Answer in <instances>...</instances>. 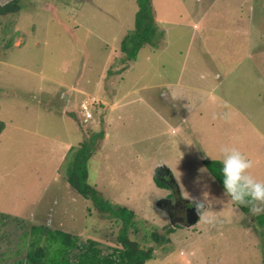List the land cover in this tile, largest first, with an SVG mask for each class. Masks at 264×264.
Instances as JSON below:
<instances>
[{
	"label": "rangeland",
	"instance_id": "rangeland-1",
	"mask_svg": "<svg viewBox=\"0 0 264 264\" xmlns=\"http://www.w3.org/2000/svg\"><path fill=\"white\" fill-rule=\"evenodd\" d=\"M18 1L17 12L0 16V213L24 222L1 224L0 264L25 253L4 254L23 226L41 223L120 246V224L67 182L70 147L85 141L95 153L86 181L136 212L131 238L174 227L145 264H264V226L202 164L221 161V146L236 147L264 181V0H149L146 32L135 29L142 0ZM128 34L126 62L119 47ZM90 96L92 118L81 124L79 104ZM145 96L157 98L150 105L163 116ZM225 111L230 119H212ZM161 165L177 192L155 184ZM205 192L213 224L170 220L159 202Z\"/></svg>",
	"mask_w": 264,
	"mask_h": 264
},
{
	"label": "trees",
	"instance_id": "trees-1",
	"mask_svg": "<svg viewBox=\"0 0 264 264\" xmlns=\"http://www.w3.org/2000/svg\"><path fill=\"white\" fill-rule=\"evenodd\" d=\"M142 1V7L135 14V29L146 32L150 28L149 24L152 22L153 17L149 7V0ZM18 10V0L0 2V16L11 14ZM144 23L147 24L145 27H143ZM127 38H129V34L122 39L120 49L130 59L131 57L128 55L129 52L126 51L124 44ZM81 143L83 144H80L78 148L70 147L69 158L66 162L67 182L85 199L93 202L101 217L114 220V222L120 224L118 231V243L120 246H105L95 239L83 238L80 235L41 223L23 226V232L18 236L15 251H4V254L6 255L7 253V256L10 257L25 250V253L18 260H13L11 264H145L147 260L153 257L155 247L159 248L169 241L166 234L174 231L172 226H165L163 234H159L156 228L146 231L140 242L129 236L130 230L137 233L139 229L133 211L111 203L98 190L87 183V161L91 152L86 141ZM202 164L225 191L220 172L221 161L204 158L202 159ZM154 182L158 187L171 188L175 192L178 191L175 180L172 179L167 182L157 172L154 176ZM179 200L185 203L189 202L182 198H179ZM233 204L244 213L250 211L246 206ZM254 217L257 225L264 226V213ZM12 220L24 222L1 212L0 229L1 224L4 225V222ZM103 248H107V250Z\"/></svg>",
	"mask_w": 264,
	"mask_h": 264
},
{
	"label": "clouds",
	"instance_id": "clouds-1",
	"mask_svg": "<svg viewBox=\"0 0 264 264\" xmlns=\"http://www.w3.org/2000/svg\"><path fill=\"white\" fill-rule=\"evenodd\" d=\"M264 83V81H261ZM223 107L228 109L230 106L227 102L223 103ZM231 112L225 111L219 115L213 114L212 119H230ZM221 176L223 178V186L225 194L230 200L239 205L249 208L253 216L264 213V181L255 179L249 170L253 168L254 162L247 158L238 148L221 146ZM204 170H201L203 173ZM201 176H197L194 184H201ZM200 220L209 224H213L214 217L210 215L211 211L205 210V205L209 203L207 193H203L202 199H193ZM209 214V218L205 219V215Z\"/></svg>",
	"mask_w": 264,
	"mask_h": 264
},
{
	"label": "crops",
	"instance_id": "crops-1",
	"mask_svg": "<svg viewBox=\"0 0 264 264\" xmlns=\"http://www.w3.org/2000/svg\"><path fill=\"white\" fill-rule=\"evenodd\" d=\"M158 22H159V20H158ZM160 23V22H159ZM122 41V40H121ZM120 46H121V42H120ZM119 49H120V47H119ZM121 50V49H120ZM116 51H118V53H122V52H119V50H116ZM125 56V55H124ZM115 57L116 56H113V54H111V55H109L108 57H107V60L105 61V63H108V62H113L114 61V59H115ZM125 60H126V62H128V60H130L129 58H125ZM133 63V61L131 62V64ZM125 70V69H124ZM123 70V71H124ZM126 71V70H125ZM157 83H159V84H163V85H165V86H174V87H179L180 86V84H175V85H172V82H168V81H164V82H160V80L157 82ZM156 84V83H155ZM155 84L153 85V86H155ZM156 97L155 96H145L144 98H142V102L144 103V104H146L145 105V107L146 108H148V109H151V110H154L155 108H156V112L158 113V115H159V117H161V116H163L164 115V112L161 110L162 108H159V107H155V106H153V105H150V104H154V103H156ZM117 106V104H114L113 105V107H116ZM159 131H160V129H159ZM95 155V153L93 152L91 155H90V157L89 158H91V157H93ZM89 160V159H88ZM161 166H165V168H167L168 170H169V168L167 167V165H161ZM167 175H169V181L170 180H174V178H173V176H172V174H171V171L169 170V173L167 172ZM98 186V183H95L94 184V187L96 188ZM158 187V186H157ZM98 189H101V191L103 192V193H105V191H103V189L100 187V188H98ZM103 195V194H102ZM169 195H167L165 198H163L162 199V201L161 200H159V202L160 203H162L163 202V200H169V201H173L175 198H177V199H179V198H182V197H180V195H179V197H178V195H177V197L175 196V197H168ZM103 197L105 198V199H107L104 195H103ZM169 198V199H168ZM85 199V198H84ZM183 199V198H182ZM86 201H89L88 199H85ZM107 200H109V199H107ZM110 201V200H109ZM187 201H189V200H187ZM111 203H113V202H111ZM188 203H190V201L189 202H186L185 204H188ZM165 210V213L166 214H168V212H167V210L166 209H164ZM134 212V215L136 216L137 214H136V212L135 211H133ZM167 217H169L170 218V216H169V214L167 215ZM170 220H171V218H170ZM164 225V224H163ZM165 226H167L166 224H165ZM168 226H172V225H168ZM186 226H188V225H186ZM173 227V226H172ZM174 228V227H173ZM61 230H63V229H61ZM64 231H67V230H64ZM68 232V231H67ZM69 233H72V232H69ZM72 234H77V235H79L78 233H72ZM81 235V234H80ZM83 235V234H82ZM84 238V237H83ZM88 238H90V237H88ZM92 239H95V238H92ZM95 240H97V239H95ZM97 241H99V240H97ZM100 242V241H99ZM100 243H102V242H100ZM103 244V243H102ZM104 245V244H103Z\"/></svg>",
	"mask_w": 264,
	"mask_h": 264
},
{
	"label": "flooded vegetation",
	"instance_id": "flooded-vegetation-1",
	"mask_svg": "<svg viewBox=\"0 0 264 264\" xmlns=\"http://www.w3.org/2000/svg\"><path fill=\"white\" fill-rule=\"evenodd\" d=\"M157 174L161 176L162 178H165V180L168 182L169 175H167L166 170L159 168L157 171ZM163 207L167 210L169 216L171 219L173 217L178 216H184L186 218L187 215V208L191 206V203L185 204V202H182L181 200L175 198L172 202L169 200H163Z\"/></svg>",
	"mask_w": 264,
	"mask_h": 264
},
{
	"label": "built area",
	"instance_id": "built-area-1",
	"mask_svg": "<svg viewBox=\"0 0 264 264\" xmlns=\"http://www.w3.org/2000/svg\"><path fill=\"white\" fill-rule=\"evenodd\" d=\"M96 101V98L94 96H90V101H81L79 104V111H80V118L79 122L81 124L87 123L92 118L91 113V103Z\"/></svg>",
	"mask_w": 264,
	"mask_h": 264
},
{
	"label": "water",
	"instance_id": "water-1",
	"mask_svg": "<svg viewBox=\"0 0 264 264\" xmlns=\"http://www.w3.org/2000/svg\"><path fill=\"white\" fill-rule=\"evenodd\" d=\"M159 168L165 169L166 173L167 172L169 173V170L167 168H165V166H161V167L158 166V169ZM190 203H191V206H189L187 208V215H186V221H187L186 225H188V226L196 223L200 217V215L196 211V207L193 204V202L190 201Z\"/></svg>",
	"mask_w": 264,
	"mask_h": 264
}]
</instances>
